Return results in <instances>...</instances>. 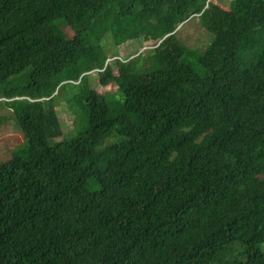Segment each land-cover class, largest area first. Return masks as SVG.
Returning a JSON list of instances; mask_svg holds the SVG:
<instances>
[{"label":"trees","instance_id":"16d2710c","mask_svg":"<svg viewBox=\"0 0 264 264\" xmlns=\"http://www.w3.org/2000/svg\"><path fill=\"white\" fill-rule=\"evenodd\" d=\"M195 15L202 52L177 34ZM66 87L88 111L72 137ZM0 97L24 134L0 264H264V0H0Z\"/></svg>","mask_w":264,"mask_h":264},{"label":"rangeland","instance_id":"374dc122","mask_svg":"<svg viewBox=\"0 0 264 264\" xmlns=\"http://www.w3.org/2000/svg\"><path fill=\"white\" fill-rule=\"evenodd\" d=\"M220 2L225 6H229L231 0H220ZM66 31L69 36L73 32L70 27H67ZM177 34L184 44L196 49L197 52L204 51L213 39V34L201 24L200 19L196 15L181 23L177 28ZM150 48L143 39L138 38L119 46L117 52L124 59H132L140 53H148ZM112 49L111 44H109L108 50L111 51ZM90 85L101 93L109 95L118 93L116 83L111 82L107 85H102L96 72L92 74ZM79 94V89L66 87L55 99V107L63 124L64 136H75L87 125L88 111L80 100ZM4 99L0 97V118H5L12 113L11 108L3 103ZM23 141L24 134L13 119L8 118L0 122V160L11 157L15 148L22 144Z\"/></svg>","mask_w":264,"mask_h":264}]
</instances>
